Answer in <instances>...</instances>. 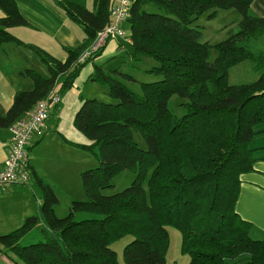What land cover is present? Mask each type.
I'll use <instances>...</instances> for the list:
<instances>
[{
  "label": "trees",
  "instance_id": "obj_1",
  "mask_svg": "<svg viewBox=\"0 0 264 264\" xmlns=\"http://www.w3.org/2000/svg\"><path fill=\"white\" fill-rule=\"evenodd\" d=\"M53 1L83 33L78 46L65 48L63 62L13 36L9 29L31 25L16 0H0V48L13 44L30 50L48 72V76L32 69L19 73L32 88L16 91L10 108L0 113V130L27 118L55 86L61 93L71 89L83 67L104 47L77 63L97 33L111 23L116 0H92V9L85 0ZM132 2L125 22L130 43L122 41V48L133 60L155 61L158 65L149 72L163 78L140 83L141 94H136L104 73L102 65H94L90 80L104 86L112 100L84 99L75 113L73 126L88 143L64 138L98 162L80 173L85 198L71 202L68 214L57 217L55 191L32 170L30 180L41 197L39 215L0 235L4 254L17 256L23 264H119L110 245L131 236L122 252L124 264H165L172 227L181 234L180 250L189 256V264H264V239L251 238L252 225L236 211L240 177L264 161L255 156L262 148L251 147L264 133L259 129L264 125V53H254L248 46L264 35V18L251 14L252 0ZM230 9L239 15L237 31L215 44L200 42L199 18L206 15L211 20L217 10ZM211 50L216 51L213 61ZM244 61L252 62L258 78L247 84L229 83L230 69ZM112 73L120 74L119 69ZM174 95L187 100L181 117L167 107ZM134 134L140 135L145 148ZM124 170L135 175L131 184L104 195L103 190L113 187V177ZM78 215L88 217L77 220ZM39 220L46 227L45 240L21 246V237Z\"/></svg>",
  "mask_w": 264,
  "mask_h": 264
},
{
  "label": "crops",
  "instance_id": "obj_2",
  "mask_svg": "<svg viewBox=\"0 0 264 264\" xmlns=\"http://www.w3.org/2000/svg\"><path fill=\"white\" fill-rule=\"evenodd\" d=\"M28 1L30 3V8L24 13L20 10L17 3L19 11H21V14L31 25L30 27L25 28L39 32L41 31L45 33L46 36L48 35L47 37L51 36L50 34H54L55 36L52 38H54L55 42H57V47L59 49H63L64 47L71 48L72 46L76 47L81 43L83 33L82 35L79 33V36L74 39L71 36L73 27H70L72 25H69L73 24V22H71L64 14H59L54 7H52V5H48L45 0ZM250 12L256 17L264 18V0H252ZM217 13L213 19L208 20L207 17H205L204 20L209 22L213 21L216 18ZM1 17H3V13L0 11V18ZM238 20L239 18L235 22L237 23ZM197 22L201 27L202 36V29H204V26L200 24V20ZM122 26H124V24ZM40 27L43 30H41ZM225 27V30L228 29L227 26ZM68 34H70V37H68ZM13 36L24 42V40L19 38L17 35ZM4 46L5 45L0 48L1 114H5L10 108L14 94L17 90L28 91L32 88V82L29 79L20 76L19 73L21 71L25 69L36 70L40 68L42 71H47V68L42 65L35 54H33L34 57H32L31 55L24 53V51H21L23 52L22 54L28 58L21 57L22 62L18 61V63L16 61H10L7 58ZM248 46L254 53H264V35L257 40H251L248 43ZM17 47L23 48V50H28L21 46ZM122 47V40H110L102 48L98 59L114 56L118 53V51L123 50ZM45 49L49 51V48ZM54 58L57 59L58 57L54 56ZM58 59L62 62L65 61V54L63 57ZM96 61L97 58L88 64L93 65ZM241 64L243 63H240L239 65ZM237 66L231 68L230 71L237 68ZM82 70L76 78L73 87L67 90L69 93L72 92L70 93L71 96L69 98V100H71L70 106L65 108L64 106L68 97L64 96V98H62L65 94L64 92L67 91H64V94L60 92V109H58L59 105H57L52 107L49 111V116L55 112V122L50 127V129H53H46L43 133V129L45 128L49 118L48 116L40 135L33 137L30 145L27 147L30 178L31 172L34 170L38 176H40L53 188L57 198H59V195L61 194L77 192L79 194V198L77 200H83L84 194L82 195L81 193L79 180L80 173L96 164V159L91 154L64 142L65 138L66 140L74 143H87L85 141L86 138L74 128L72 123L75 113L85 98L83 92L79 90L80 85H84L88 88L94 84V82L90 80V76L93 73H89L88 69L87 71L85 69L83 71ZM230 71L228 73V81L231 74ZM85 72H87V75H83ZM236 73L239 74V71H236ZM236 79L239 80V75H236ZM89 82H91V84H89ZM229 83L231 82L229 81ZM231 84L238 85L237 82ZM62 100L63 103L61 104ZM10 146V132L8 130H0V169L2 168L3 162L8 155ZM29 183L34 187L30 188L28 186ZM40 204L41 197L32 180L25 185H13L6 191L0 193V235L6 234L20 227L26 218L38 216ZM57 206L59 209V203ZM236 211L243 220L252 225L251 232H255L259 237L256 239H264V161H257L254 164L252 172L243 174L240 177V188ZM41 224L44 223L42 220H39L37 225L42 227ZM45 230V228L41 229L42 233Z\"/></svg>",
  "mask_w": 264,
  "mask_h": 264
},
{
  "label": "rangeland",
  "instance_id": "obj_3",
  "mask_svg": "<svg viewBox=\"0 0 264 264\" xmlns=\"http://www.w3.org/2000/svg\"><path fill=\"white\" fill-rule=\"evenodd\" d=\"M16 2L18 3V6L23 13L27 9L30 8V3L28 0H16ZM45 2L48 5H52V7H54V9L59 14H62V15L64 14V12L60 8L55 6L52 0H45ZM85 3L88 9H92V0H85ZM217 12L218 13H217L216 18L211 22L204 20L206 15H203L199 19L200 24L204 26V29H202L203 33H202L200 42L203 43V42L209 41L210 44H215L227 38L229 34L235 33L237 31V27H236L237 23L235 21L239 18V15L235 10H231V9L230 10H217ZM197 24L199 25L198 22ZM69 25H72L70 27H73L72 28L73 30L71 31V36L74 39L79 36V33H81L82 35L81 28L78 25L74 23L69 24ZM225 26H227L228 29L225 30L224 29L226 28ZM123 29H124L125 36L126 37L129 36V28L126 23H124ZM41 30L43 29L41 28ZM8 31L12 33L13 35H17L19 38L23 39L24 42L26 43L35 44L39 46L40 48H43L44 50H46L45 48H49L50 52L48 50L46 51L49 54H51L53 57L55 56V57L61 58L64 56V54L66 57V53H65L66 47H64L63 49H59L57 47V42H55V39L52 38L53 36H55L54 34H50L51 36L47 37L48 35L46 36V34L41 31L39 32L36 30H29L25 27L11 28ZM68 37H70V34H68ZM72 47H75V46H72ZM4 48L6 49L7 58L10 61H16L18 63V61L22 62L21 57L28 58L27 56L23 55L22 54L23 52L21 51H24V53H27L28 55H31L32 57H34L33 53H31L29 50H23V48H18L17 46L13 44H7L4 46ZM99 57H97V61L94 62L93 65L91 64L85 65L83 67V70L85 69L87 71L88 69L89 73L90 72L94 73L95 72L94 65H102V70L104 73L111 74L114 78L121 81L129 90H131L132 92L136 94H141L140 83H151V82L159 81L163 78L162 75L160 74H154V73L149 72L152 68L158 65L155 61H153L152 59L148 57H142L140 58V60H133L128 57V52L126 51L125 48H123V50L118 51V53L114 56H108L105 58L98 59ZM215 57H216V51L211 50L210 61H213ZM241 63L243 64L239 65L240 64L239 63L238 66L236 65L237 68L230 71L231 74H230L229 81L231 83L237 82V84H247V83H250L256 80L259 74L253 70L252 62L244 61ZM114 69H119L120 74H113L112 71ZM35 71L39 72L41 75L48 76V72L46 70L42 71L41 68L36 69ZM236 71H239V74H237ZM121 74L130 75L134 78V80L128 81L124 79L123 76H121ZM83 75H87V72H85ZM236 75H239V80L236 79ZM89 84H91V82H89ZM79 90L83 92V95L85 96L84 99L95 98L102 102H110L112 100L106 94L107 89L104 86L96 82H94L93 86H89L88 88L85 87L84 85H80ZM58 93L60 96L59 88H58ZM64 93H63L64 95L62 96V98H64V96L68 97L64 107L68 108L71 103V100H69V98L71 96L70 93L72 92L69 93V91H67ZM59 103L57 105H59ZM62 103H63V100L61 101V104ZM185 103H187L186 99L180 98L177 95H174L169 99L167 103V107L176 116L181 117L186 113L185 108H184ZM60 107L61 105H59L58 109H60ZM54 122H55V112H53L49 116L46 126L43 129V133L46 129H50L51 125ZM260 128L264 129V125L259 126V129ZM134 139L139 144L140 147L145 148V143L143 142L139 134H134ZM85 141L88 143L87 139H85ZM251 147L262 148L255 152V156L264 158V133L259 134L258 136L254 138L253 142L251 143ZM97 165H98V162L96 160V164L90 168H95ZM134 177H135L134 173L131 172L130 170L122 171L121 173L113 177L112 179L113 187L103 190V194L112 195V194H115L117 192L124 190L131 184ZM28 186L30 188L34 187L30 183ZM81 193L83 195L82 189H81ZM78 198H79V194L77 192L59 195V198H58L59 209L57 206L58 204L56 205V208L54 207V211L56 210L55 212L56 216L59 218L65 217L68 214V206L71 204V202L76 201ZM84 198L85 197L83 195V199ZM85 217H88V216L78 215L76 218L77 220H79L80 218H85ZM41 225L42 227H39V225H37L32 232L30 231L29 233L23 235L19 241V244L21 246H27L29 244H36L38 242L44 241L45 235L42 233L41 229L43 228L46 229V227L44 226V224H41ZM168 232H169V237H170V245H169V249H168V252L165 258V261H166L165 264H189V261H190L189 256L181 253V250H180V244H181L180 232L172 227L168 228ZM250 236L253 239L259 238L255 232H251ZM131 239H132L131 236H125L111 243L110 245V248L116 253L119 264H124L123 258H122V252H123L124 247L128 243L131 242ZM4 252H5V249H3L0 246V264H23L17 256L14 255L12 258H10L7 255H5Z\"/></svg>",
  "mask_w": 264,
  "mask_h": 264
},
{
  "label": "built area",
  "instance_id": "obj_4",
  "mask_svg": "<svg viewBox=\"0 0 264 264\" xmlns=\"http://www.w3.org/2000/svg\"><path fill=\"white\" fill-rule=\"evenodd\" d=\"M132 0H116L111 7V23L97 33L91 45L80 55L77 63H84L105 45L109 40H122L130 43L129 36H125L123 24L126 22ZM60 101L58 88L55 86L45 98L37 102L27 118L16 121L8 131L10 132L11 146L3 166L0 169V193L13 185H22L30 181L28 171L27 147L33 137L40 135L49 111Z\"/></svg>",
  "mask_w": 264,
  "mask_h": 264
}]
</instances>
